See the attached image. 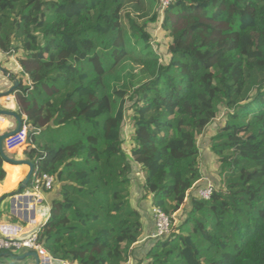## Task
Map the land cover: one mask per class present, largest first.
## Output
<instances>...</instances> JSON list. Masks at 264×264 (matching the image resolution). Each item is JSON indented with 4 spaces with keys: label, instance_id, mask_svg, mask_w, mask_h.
Segmentation results:
<instances>
[{
    "label": "trees",
    "instance_id": "1",
    "mask_svg": "<svg viewBox=\"0 0 264 264\" xmlns=\"http://www.w3.org/2000/svg\"><path fill=\"white\" fill-rule=\"evenodd\" d=\"M151 26L166 34L165 64ZM0 52L30 82L14 91L26 157L55 180L39 232L52 258L129 264L145 230L136 170L174 223L137 264H264V0H171L163 11L159 0H0ZM220 118L205 143L220 184L205 200L199 139ZM5 163L0 150V183Z\"/></svg>",
    "mask_w": 264,
    "mask_h": 264
},
{
    "label": "crops",
    "instance_id": "2",
    "mask_svg": "<svg viewBox=\"0 0 264 264\" xmlns=\"http://www.w3.org/2000/svg\"><path fill=\"white\" fill-rule=\"evenodd\" d=\"M13 65H15V67H13ZM0 66L11 70L16 75L14 79H17L18 82L20 80H22V83L29 82L28 78L21 75L19 71L20 65L14 57L5 55L0 52ZM9 79L10 82L7 83L6 87H4L5 80L3 79V82L0 85V97H3L5 95H11V97H14L15 103H12L15 104L16 108H14L11 112L17 114V112L20 110L16 96L17 94L14 92L7 94L14 86L13 79ZM0 108L2 109L1 111H7L1 104ZM11 118L12 120H14L13 122L15 123V126L17 128L18 123L16 118ZM0 133L2 135L5 134L3 132ZM10 153L13 155V152ZM10 159H13L15 161H28L25 152L21 155H13V158ZM4 170L7 173V177L3 183H0V227L3 229L2 231L9 234H15L18 228H22L24 232H29L46 224V222L50 218V203L53 196H51L47 192H43L40 194V197H42V199L35 201L34 197L37 196V194L34 190L31 189V187H27L28 189L26 188L24 190H20L22 182L26 179L29 173V167L27 165H18L8 162L4 164ZM33 206L34 208H31ZM150 223L151 228H149L147 231L144 230V237L139 242V244L136 245L135 248L141 247L144 251V248H146L150 244V241L147 240V238L150 237L154 232V223L152 221H150ZM28 253L29 252L27 251H19L16 253V255H14V257L10 255L11 257H13V259L8 261L7 259H1V257H7V255L9 254L7 252H0V264H37L34 257H26L24 259L20 258L27 255ZM41 264L69 263L56 260L49 255L47 258H41ZM129 264H132V258L130 259Z\"/></svg>",
    "mask_w": 264,
    "mask_h": 264
},
{
    "label": "built area",
    "instance_id": "3",
    "mask_svg": "<svg viewBox=\"0 0 264 264\" xmlns=\"http://www.w3.org/2000/svg\"><path fill=\"white\" fill-rule=\"evenodd\" d=\"M160 8L163 11L166 9L171 0H159ZM5 75L0 71V85L3 82ZM14 97L11 95H5L0 97V104L3 105L5 110L12 111L15 107ZM11 116L3 115L0 113V132L11 133L16 129L15 123ZM29 127L24 121L22 127L18 133L10 135L5 140V147L8 152H17L24 147V151L21 154H26L29 146ZM31 189L34 190L37 196L34 197L35 201L41 200L40 194L43 192L52 191L55 185L54 177L49 174H42L40 176H34L31 179ZM215 190V186L212 184H206L205 186L197 190V195L201 199H211ZM31 208H34L31 207ZM152 222L154 223V232L147 238V240H160L166 239L173 232L174 223L170 217H168L161 209L157 207L152 208ZM0 227V252H14L27 251L29 253L35 252L41 258H47L48 252L39 242L40 227L35 230L24 232L22 228H18L15 234H9ZM175 233L179 234V230H175Z\"/></svg>",
    "mask_w": 264,
    "mask_h": 264
},
{
    "label": "rangeland",
    "instance_id": "4",
    "mask_svg": "<svg viewBox=\"0 0 264 264\" xmlns=\"http://www.w3.org/2000/svg\"><path fill=\"white\" fill-rule=\"evenodd\" d=\"M160 27L159 26H151L150 31L152 33L153 36H155L156 38L153 44V49L155 51H159L158 53L160 54V59L161 62L163 64L168 62V54H167V38H166V34L162 33L160 34ZM154 31V32H153ZM158 45H160V49H158ZM16 59V57H14ZM13 67H15V65H13ZM221 118L216 120L208 129V132L199 139V144L201 147V168H202V172H203V178L202 180L195 186V188L197 189L198 187L204 186L205 184H212L214 186H219L220 184V180L219 177L217 175L218 173V166H217V161H216V157L212 154V152L210 151V149L208 147L205 146L206 141H208L209 137L213 136L216 132V130L218 129V125L221 122ZM24 151V150H23ZM22 151V152H23ZM20 151L17 152H13V155H21ZM16 159V158H15ZM141 176V173H136V170L134 171V174L131 175L130 177L133 179V185H132V203L135 205V207H137L143 214V223H144V228L145 231H147L149 228H151V223L150 221H152V207L150 206V202H149V198H145V196L143 195L142 191L139 188V182L140 179L139 177ZM194 188V189H195ZM25 192V191H24ZM189 204L187 203V205L185 206V208L188 206ZM188 209V207L186 208ZM185 216V211H179L176 215H175V219L178 221V224H180L182 222V220L184 219ZM181 220V221H180ZM135 253H134V257L132 258V264H137V259L142 257L145 254V251H143V248H135Z\"/></svg>",
    "mask_w": 264,
    "mask_h": 264
},
{
    "label": "water",
    "instance_id": "5",
    "mask_svg": "<svg viewBox=\"0 0 264 264\" xmlns=\"http://www.w3.org/2000/svg\"><path fill=\"white\" fill-rule=\"evenodd\" d=\"M0 71L5 75L7 76L8 78H12L13 79V82H14V86L13 88L7 93V94H10V93H13L14 91H16L18 85H19V82L17 81V79H14L13 75L10 74L8 71H6L3 67L0 66ZM0 113H2L3 115H7V116H11V117H14L16 118L17 120V128L11 132V133H5L1 136L0 138V150H1V153L3 154V156L5 157V159L7 160V162H10L12 164H20V165H27L29 167V173L26 177V179L22 182L21 184V187H20V190H24L28 187V185L30 184L31 182V179L32 177L34 176V173H35V165L30 162V161H27V160H24V161H15L13 159H10L8 158L5 153H4V148H3V142L10 136V135H13V134H16L19 132V130L21 129L22 127V120L21 118H19V116L14 113V112H11V111H0ZM6 255V254H5ZM26 257H34L36 259V263L37 264H41V257L35 253V252H31V253H28L27 255L25 256H22L20 258H26Z\"/></svg>",
    "mask_w": 264,
    "mask_h": 264
}]
</instances>
